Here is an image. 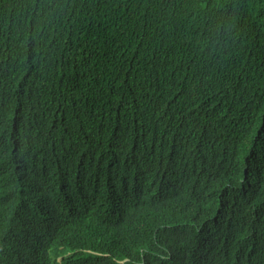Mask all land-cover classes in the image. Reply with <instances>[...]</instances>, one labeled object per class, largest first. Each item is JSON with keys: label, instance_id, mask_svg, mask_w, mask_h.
Returning <instances> with one entry per match:
<instances>
[{"label": "trees", "instance_id": "1", "mask_svg": "<svg viewBox=\"0 0 264 264\" xmlns=\"http://www.w3.org/2000/svg\"><path fill=\"white\" fill-rule=\"evenodd\" d=\"M0 264H264V0H0Z\"/></svg>", "mask_w": 264, "mask_h": 264}]
</instances>
